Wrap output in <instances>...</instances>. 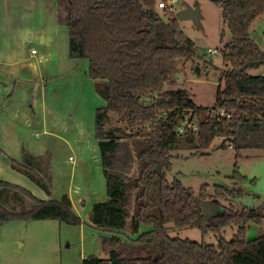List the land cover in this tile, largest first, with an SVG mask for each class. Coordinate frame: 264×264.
<instances>
[{"label":"trees","instance_id":"trees-1","mask_svg":"<svg viewBox=\"0 0 264 264\" xmlns=\"http://www.w3.org/2000/svg\"><path fill=\"white\" fill-rule=\"evenodd\" d=\"M52 1L57 22L68 33L69 58L88 62V78L103 103L95 111L94 135L106 199L92 205L89 221L110 234V251L107 261L90 257L82 264H264V236L245 237L249 225L264 220V206L241 210L229 206L220 223L205 219L201 210L204 201L241 204L248 197L243 190L247 179L236 165L229 187H215L212 196L205 187L196 196L179 181L167 179L171 152L181 139L196 150L193 156L209 155L206 151L215 139H221L217 149L231 147L236 160L243 150H264V76L248 74L264 65V51L248 32L254 18L264 13V0L219 3L230 41L221 51L225 69L211 109L197 107L185 90L164 91L175 84L178 61L195 58L197 51L179 29L174 12L158 13L157 0ZM186 120H197V130L180 135L177 126ZM45 161L23 153L22 164L12 161L11 167L49 192L41 177ZM2 191L18 195L22 202L24 197L29 208L11 212L0 204V223L80 224L66 196L39 200L5 181H0ZM141 225L150 229L139 234ZM226 226L236 228L230 241L223 237ZM172 228H193L203 237L217 236L218 242L172 238L168 233ZM126 233L137 236L131 239Z\"/></svg>","mask_w":264,"mask_h":264},{"label":"rangeland","instance_id":"rangeland-1","mask_svg":"<svg viewBox=\"0 0 264 264\" xmlns=\"http://www.w3.org/2000/svg\"><path fill=\"white\" fill-rule=\"evenodd\" d=\"M160 0H157V4ZM168 2V0H166ZM222 0H176L173 5L174 13L180 8L182 2L192 5L198 2L202 16L201 25L203 32L196 30L190 21L178 22L179 29L189 38L196 47V57L187 61H178V71L175 75V84L164 87V91L185 90L197 107L211 109L216 104L217 93L222 85L221 72L225 69L222 62L221 51L230 41V33L227 25L223 22L222 11L219 3ZM2 9H0V12ZM161 15V9H157ZM18 14L22 12L16 11ZM13 11L14 14H17ZM251 40L257 47L264 51V13L257 15L248 28ZM221 35L222 38H221ZM58 52L66 58L68 54V33L63 24L56 26L55 32ZM213 51H217L214 54ZM212 53V54H210ZM199 68V75L194 72ZM251 76H264V65L248 71ZM84 99L80 111L74 118L67 122L63 117L57 118L56 125L59 129L60 140L48 138L41 132L3 131L0 125V150L11 158L22 164V149L28 152H36L39 158L46 159L44 163V174H41L49 192L39 188L28 175L10 166L9 157L0 153V181L23 188L39 200L59 201L68 197L72 203L73 212L79 217V225H70L56 220H13L0 223V264H82L85 259L96 257L108 260L110 247L108 232L94 228L89 221L91 201L96 198V193L91 197L85 184V177L75 176L77 165L76 155L67 146V141L85 149L87 142H94V155H97L96 163L89 161V173L101 176V163L94 135V124L91 135L87 134V104L88 91L84 88ZM78 98L82 94L76 90ZM92 97V96H91ZM92 97V106H99L102 101L98 96ZM95 108V110H96ZM94 110V114H95ZM80 117L82 119H80ZM89 120V128L94 121L93 114ZM82 121V124L79 123ZM88 125V124H87ZM89 136V137H88ZM65 139V140H64ZM16 140H23L18 147L14 145ZM221 139H215L209 149L207 156H193L196 151L181 139L178 148L171 152V166L167 173L169 181L177 180L186 188L191 189L197 196L202 187L210 196L214 194L215 187H229L228 178L232 176L235 165L237 171L246 177L247 183L243 190L252 199V208L259 209L264 206V150H243L240 158L235 159V151L231 148L225 150L217 149ZM22 144V145H21ZM48 146L51 151L46 153ZM48 152V151H47ZM103 177V174H102ZM94 185V182H93ZM98 189V177L95 180ZM80 190L78 189V187ZM83 186V187H82ZM8 191L0 193V204L11 212H20L29 208V202L21 196L24 202L18 200V195L9 194ZM17 196V197H16ZM20 197V196H19ZM106 194H104V200ZM103 200V201H104ZM81 201H84L83 204ZM102 202V201H100ZM205 202V201H204ZM98 203V202H96ZM219 210L213 212L207 220L212 223H220L225 220L224 209L233 206L241 210L238 201H218ZM95 204V203H94ZM150 228L140 226L139 234ZM235 227L226 226L222 228L223 237L230 241L235 234ZM172 238L188 239L195 242H205L216 245L217 236L202 234L193 228L182 230H169ZM126 235L135 239L137 235ZM125 235V236H126ZM123 236V238H125ZM264 236V220L260 225H249L245 231L247 240H253Z\"/></svg>","mask_w":264,"mask_h":264},{"label":"crops","instance_id":"crops-1","mask_svg":"<svg viewBox=\"0 0 264 264\" xmlns=\"http://www.w3.org/2000/svg\"><path fill=\"white\" fill-rule=\"evenodd\" d=\"M0 125L3 131L41 132L46 142L60 140L57 118L63 121L74 118L80 111L84 99V88L88 91L87 134L91 135L89 120L95 117L96 100L93 83L88 78V62L71 60L58 52L55 32L57 8L52 0H0ZM13 11L22 12L14 14ZM34 51V53H33ZM82 92L78 95L76 90ZM92 96V97H91ZM103 106L101 103L96 109ZM96 111V110H95ZM80 119H82L80 117ZM82 124V121L79 120ZM89 137V136H88ZM65 140V139H64ZM67 146L76 155L74 177H85L83 185L92 197L91 205L104 200V177L89 173V161L96 163L94 142H87L85 149L65 140ZM23 140H16L18 147ZM22 145V144H21ZM97 146V145H96ZM46 153L49 154V148ZM98 148V147H97ZM52 152V151H51ZM98 152V149H97ZM9 157L10 162L15 160ZM23 153L38 157L36 152ZM11 166V163H10ZM102 173V172H101ZM98 177V189L95 180ZM94 182V185H93ZM82 186V187H83ZM80 190L79 186H77ZM252 200V199H251ZM253 202V200H252Z\"/></svg>","mask_w":264,"mask_h":264},{"label":"water","instance_id":"water-1","mask_svg":"<svg viewBox=\"0 0 264 264\" xmlns=\"http://www.w3.org/2000/svg\"><path fill=\"white\" fill-rule=\"evenodd\" d=\"M174 17L177 22L182 21H190L194 28L200 32H203L202 25H201V13H200V6L198 2H194L192 5L182 2L180 8L175 11ZM195 74L199 75V68L195 67L194 69ZM201 210L205 219L213 214V212L219 210V206L216 202L205 201L201 203ZM252 200L249 198H244L242 200V207L243 208H250L252 207Z\"/></svg>","mask_w":264,"mask_h":264},{"label":"built area","instance_id":"built-area-1","mask_svg":"<svg viewBox=\"0 0 264 264\" xmlns=\"http://www.w3.org/2000/svg\"><path fill=\"white\" fill-rule=\"evenodd\" d=\"M176 3V0H168V2L166 0H160L157 4L158 9L164 10V9H168L169 11L174 12L173 9V5ZM214 54L217 53V51H213ZM34 53V51H33ZM212 54V53H210ZM221 115H223V113H220ZM197 130V120H194L193 123L189 122L188 120L184 121L182 123V125L177 126V132L178 134L182 135L185 134L187 131H192L195 132ZM231 148V147H229Z\"/></svg>","mask_w":264,"mask_h":264}]
</instances>
